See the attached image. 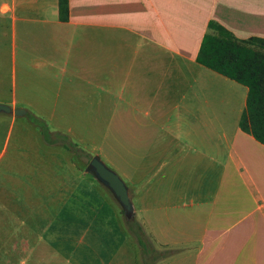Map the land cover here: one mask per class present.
<instances>
[{
  "label": "crops",
  "instance_id": "1",
  "mask_svg": "<svg viewBox=\"0 0 264 264\" xmlns=\"http://www.w3.org/2000/svg\"><path fill=\"white\" fill-rule=\"evenodd\" d=\"M209 21L264 39V0H67L64 19L58 0H0V104L42 117L78 151L38 130L11 154L26 172L16 207L50 210L44 236L81 241L97 264L143 251L78 167L92 153L127 186L158 264L264 257V144L238 125L247 88L195 59ZM33 215L21 224L41 237Z\"/></svg>",
  "mask_w": 264,
  "mask_h": 264
},
{
  "label": "rangeland",
  "instance_id": "2",
  "mask_svg": "<svg viewBox=\"0 0 264 264\" xmlns=\"http://www.w3.org/2000/svg\"><path fill=\"white\" fill-rule=\"evenodd\" d=\"M254 48L264 52V50H261L256 46H254ZM9 117V114L0 112V264H18L20 260L24 261L23 264H97L96 258H92L86 254L83 250L84 248L81 250V247H83L81 246V241H65L64 239L51 240L48 235H43V232H46L43 231L44 229H47L48 232L49 227L47 223L50 210H33L32 208H28L21 213L16 207L19 193L18 190L20 191V189L23 188L22 180L23 176L26 175L22 173L26 172H22V163L17 164L16 160L11 159V154L15 151L14 148L16 143H22L21 145L24 147L26 145L25 151L27 152V148L31 147L29 144L30 137H32L31 133L35 132V134H38V128L32 127L34 125L28 120V116L24 115L18 116L15 125L10 126L7 121ZM39 118L44 122L47 130L51 132V137L56 140V145L60 146L62 142H65L62 136L60 137V135H56L58 132H52L54 130H52L51 124L48 121L42 119V117ZM27 120L30 122L28 123L30 126L27 125ZM18 122H20L21 126ZM27 126L30 130L29 132ZM91 132L95 138V131L93 132V130H89L90 136L92 135ZM109 147L110 146H106L105 148L107 149ZM72 151L78 152L75 149H72ZM91 155L92 153H89L88 157L85 158L86 156L84 157L83 153V155L80 156V159L78 160V167L80 169L84 168L85 163L88 161L87 159H89ZM101 159L108 168L113 170L112 165L108 161L103 157H101ZM113 171L115 172V170ZM90 177H88L89 180L93 182ZM33 178L34 177L29 175L25 179L33 181ZM93 184L94 188L105 193L112 208L115 210L118 209V205L112 197H110L109 193H107V191H105L97 182L94 181ZM24 186L27 187L26 185ZM1 204H3L4 207H1ZM102 210L104 209L102 208ZM34 212L35 217L40 221L38 227L40 226V231L42 229L41 237L40 234L34 233L30 226L27 228L26 225L24 226L21 224V222H24L25 220L23 216L29 220H33ZM8 220H10L9 223ZM119 223L121 224L122 231L126 235L127 231L125 232V230L133 227L135 228L134 224H132V220L125 221L120 217ZM17 232H19V234ZM133 235L134 234L132 233V236ZM142 236L144 235H140V237ZM60 237H62V235H60ZM133 237L135 239L134 242L136 241L139 245L136 237ZM141 242L144 244L143 251H138L136 255L133 253L130 258V264H158L160 259L155 256V254L158 253L152 252L153 249L148 252L144 250L146 246L149 247L151 243L145 240H142ZM250 258H252L253 264H257L256 261H258V264H261L262 259H264V257L237 258V264H247L249 263ZM217 260L223 261L224 258H217ZM193 261L194 258L192 257L173 255L169 256L168 260L164 263L192 264ZM217 264L223 263L217 262Z\"/></svg>",
  "mask_w": 264,
  "mask_h": 264
},
{
  "label": "trees",
  "instance_id": "3",
  "mask_svg": "<svg viewBox=\"0 0 264 264\" xmlns=\"http://www.w3.org/2000/svg\"><path fill=\"white\" fill-rule=\"evenodd\" d=\"M67 15V0H58V16L61 19ZM207 27L211 32L203 34L197 54L196 61L220 73L247 88L245 108L240 115L238 125L240 129L252 135V137L264 144V39L249 37L247 39H236L222 26L209 21ZM28 120L38 128L44 143L56 144L52 139L43 121L29 115ZM65 142L61 143L66 149H74L76 144L69 141L65 135ZM136 239L141 241L139 225H135Z\"/></svg>",
  "mask_w": 264,
  "mask_h": 264
},
{
  "label": "water",
  "instance_id": "4",
  "mask_svg": "<svg viewBox=\"0 0 264 264\" xmlns=\"http://www.w3.org/2000/svg\"><path fill=\"white\" fill-rule=\"evenodd\" d=\"M0 112L13 114L15 116L24 115V110L20 108L11 109L6 104H0ZM84 171L92 178L105 187L119 205L122 216L125 221L133 219V208L128 195L127 186L122 179L110 168H108L97 155L91 156L87 162Z\"/></svg>",
  "mask_w": 264,
  "mask_h": 264
}]
</instances>
